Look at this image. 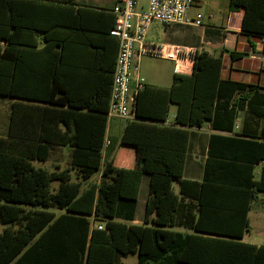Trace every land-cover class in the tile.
<instances>
[{
  "label": "trees",
  "instance_id": "obj_1",
  "mask_svg": "<svg viewBox=\"0 0 264 264\" xmlns=\"http://www.w3.org/2000/svg\"><path fill=\"white\" fill-rule=\"evenodd\" d=\"M74 3L0 0V96L51 103L49 96L17 93L18 57L25 49L34 51L38 33L48 43L44 52L60 43L65 50L50 26H37L33 19L40 10ZM231 5L244 11L245 31L264 37V0H232ZM6 59L10 71L2 87L1 62ZM114 66L105 74L99 129L88 141H77V126L73 135L64 133L63 141H49L48 105L38 106L43 110L37 114L40 128L31 134L20 125V103L14 102L9 132L0 136V221L6 226L0 233V264H119L130 254L138 256V264H264V245L241 241L249 230L251 202L264 193V164L255 178V165L264 163V142L257 140H264V87L223 80L222 58L197 53L190 75L174 74L169 88L147 84L137 93L138 121L128 122L117 159L105 160ZM172 105L177 111L169 126ZM242 112L245 119L239 125ZM205 122L235 136L212 135L204 179H182L190 134L186 128ZM55 147L70 149V167L52 172L36 167L35 161H49ZM96 172L100 181L86 186ZM145 174L149 196L144 225H139L133 221ZM53 183L58 187L52 188Z\"/></svg>",
  "mask_w": 264,
  "mask_h": 264
},
{
  "label": "crops",
  "instance_id": "obj_2",
  "mask_svg": "<svg viewBox=\"0 0 264 264\" xmlns=\"http://www.w3.org/2000/svg\"><path fill=\"white\" fill-rule=\"evenodd\" d=\"M42 1L47 2V0ZM194 1L195 5L190 14L192 18H195L197 14H202V27L176 25L170 32L174 42L163 44L149 42L157 45L192 47L198 53L206 52L211 56L221 57V78L223 80L264 87V51L257 49L259 39L243 29L244 11H234L231 5L232 0ZM118 2L119 0H75L74 5H62L65 7L52 8L47 13L44 12L45 10H40V14L33 19L34 24L43 27L50 26V34L55 35V39L60 42H64L66 48L63 50V43H60V46L54 50L50 48L48 52H44V47L48 43L43 39L44 35L38 33L33 40L37 46L32 49L34 51L25 49V52L18 57L17 93L28 96H49L51 103L34 97L16 99L0 96V102L8 99L7 108L4 110L0 107V120L3 121L4 117L7 119L6 132L2 136H6L9 132L14 102L20 103L18 104L20 125L31 129L30 132L34 135L40 128V117L37 114L43 111L38 106H49L48 123L45 124L53 128L49 140L51 142L63 141L64 133L68 136L73 135L76 126L80 128L77 139L80 142L88 141L90 133L95 128L99 129L98 117L102 115L99 107L103 105L106 94L105 74L108 69L113 68L118 52L117 41L108 35L115 23L113 9ZM78 9H80L79 15L76 13ZM71 41L72 43H69ZM0 46L3 47V43H0ZM56 52H63V54H56ZM231 53H243L244 56L233 58ZM9 71V60H2V87L3 76H7ZM174 74L173 66V76ZM175 115L176 112L173 118L168 116L165 125H172ZM244 119L245 113L242 112L238 119L239 125L244 122ZM135 120L138 121L137 119L131 121ZM128 124L125 121L122 134L116 137L118 126L115 123L109 125L108 118L103 147L105 160L117 159ZM261 124L262 120L259 121V129ZM186 129L190 134L181 178L201 182L205 175L206 161L210 156V137L212 135L233 137L235 133L214 130L209 122H205L201 127ZM257 140L264 142L262 139ZM111 149L112 153L109 155ZM52 156L56 160L61 156L71 158L70 149L55 147L51 151L50 159ZM263 164L260 162L255 165L256 179L260 178ZM120 166L123 164L121 163ZM58 168L68 169L69 167L64 168L60 161H56L54 168L47 170L52 172ZM187 171L190 175L186 174ZM70 173L75 179V170H71ZM145 175L149 176V174ZM53 184L52 188L58 187H53ZM85 185L88 186L89 182L87 181ZM173 187L178 193L179 183L174 182ZM57 213L63 212L57 211ZM136 216L134 224H136ZM248 220L249 230L241 241L257 246L264 245V193L255 195L251 202ZM174 230L190 232L183 228H174Z\"/></svg>",
  "mask_w": 264,
  "mask_h": 264
},
{
  "label": "built area",
  "instance_id": "obj_3",
  "mask_svg": "<svg viewBox=\"0 0 264 264\" xmlns=\"http://www.w3.org/2000/svg\"><path fill=\"white\" fill-rule=\"evenodd\" d=\"M194 5V0H148L147 8L143 9L140 0H119L113 9L115 23L109 33L118 43L108 107L109 119L126 122L135 119L136 96L146 85L141 76L142 57L172 61L175 74L190 75L193 72L198 53L195 48L157 45L150 43L147 37L154 23L202 27V14L191 17L190 11ZM257 49L264 51V37L257 41ZM97 228L103 229V226Z\"/></svg>",
  "mask_w": 264,
  "mask_h": 264
},
{
  "label": "rangeland",
  "instance_id": "obj_4",
  "mask_svg": "<svg viewBox=\"0 0 264 264\" xmlns=\"http://www.w3.org/2000/svg\"><path fill=\"white\" fill-rule=\"evenodd\" d=\"M147 2L148 0H140L141 7L143 9L147 8ZM176 25L171 26H164L159 23H154L148 33V41H152L155 43H172L175 40L171 38V30ZM140 66H141V76L144 78L145 83L151 86H158L162 88H169L172 83V76H173V66L174 63L171 61H168L166 59H160V58H153L149 56H144L140 60ZM8 101V99H5ZM7 101L0 102V107L4 110L7 108ZM1 111V109H0ZM176 112V107L173 105L170 110L169 117L173 118L174 114ZM6 118H3V121L0 120V136L5 135L6 132ZM116 124L118 126V132L116 133V137H120V135L123 132L125 121L120 119H109V125L110 124ZM56 161H60L64 168L70 167V158L69 156H61L58 158V160L54 159V156H52L51 159L47 162H34L36 167H41L44 169H53L54 164ZM187 175H190L187 171ZM100 181V173L96 172L91 180H89V184L93 182H99ZM58 184H53V187H57ZM149 192V176L144 175L143 183L141 186V192L139 197V204L137 208V216H136V224L144 225V217H145V211H146V200L148 197ZM6 226L3 225L0 221V233L3 232L4 228ZM119 264H138V256L130 254L126 258L122 259L121 263Z\"/></svg>",
  "mask_w": 264,
  "mask_h": 264
}]
</instances>
